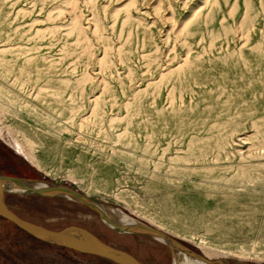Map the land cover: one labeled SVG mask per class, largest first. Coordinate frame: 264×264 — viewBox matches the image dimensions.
<instances>
[{"label":"rangeland","instance_id":"obj_1","mask_svg":"<svg viewBox=\"0 0 264 264\" xmlns=\"http://www.w3.org/2000/svg\"><path fill=\"white\" fill-rule=\"evenodd\" d=\"M210 35L217 37L215 54L227 58L215 73L228 72L230 80L229 66H237L235 83L213 104L229 106L220 120L239 125L235 135L252 143L256 121L248 109L254 103L245 84L261 83L264 72L240 75L259 62L255 54L264 48V0H0V45L10 48L3 59L11 69L6 75L0 69V88L15 100L0 97V176L64 187L116 208L210 264H264V185L258 182L264 180V154L240 160L229 150L226 170L182 173L172 184L176 189L150 177L152 62L163 66L182 61L188 48L206 50ZM174 78L173 91L162 82L156 92L160 103L174 96L177 108L183 91ZM242 94L245 104L238 100ZM218 108L207 124L221 122ZM188 110L185 121L193 116ZM201 121L190 119L188 133ZM170 142L168 151L165 143L157 149L160 166L202 168L178 160L184 156L180 145L173 137ZM243 164L259 166L258 172H243ZM229 174L246 183H210ZM2 198L28 223L52 231L79 227L140 264H173L166 245L119 231L71 199L9 186L2 187ZM173 254L178 264L191 260ZM101 260L39 242L0 219V264H111Z\"/></svg>","mask_w":264,"mask_h":264},{"label":"bare ground","instance_id":"obj_2","mask_svg":"<svg viewBox=\"0 0 264 264\" xmlns=\"http://www.w3.org/2000/svg\"><path fill=\"white\" fill-rule=\"evenodd\" d=\"M143 15L144 14L140 12L139 16ZM216 39L217 37L210 35L209 41L211 43V46L209 45V48H207L206 50L200 49L199 51H197V53H194V48H188L183 55L184 59L182 61L180 60L176 62L175 60H173L171 62L165 63L163 66L159 65L156 60H153L152 62L153 70L151 69L152 74L150 78V84H148V86L154 87V96L151 101V105L153 106V116L155 117V121L153 122L151 130L153 141L148 148L152 156L149 169L150 177L152 179L156 178L158 180L162 178L167 186L174 187L175 189L177 188V186H173L172 184H175L176 182H180L182 180L179 176L182 173L197 174L198 172H205V174L209 175L212 174L215 170H226L227 166H224V162L228 160V157L230 155L229 150L237 155L240 160L253 158L255 159L259 156L261 158L262 154H264V79L261 83L255 81L251 82L253 81L251 79L253 77H249V82L251 83L245 84V86L249 89L251 96L253 97V101L251 102L254 103V108L252 107L248 109L249 114L254 117L253 121H256L255 124H252V127H255L256 129L253 136L255 141L250 143L249 141H252V139L247 138L245 134L235 135V132L237 131L235 129L236 127H239V125L236 126L235 124H232V122L228 121V118H225L226 120L224 121L220 120L222 112L228 111L229 106L221 109L220 107L218 108L213 104L215 101L220 99V97L225 93V90L228 86H231L235 83L234 79L236 76L237 67L234 65L229 66V69L234 70V74L232 75L233 79L230 80H226L228 78V72L215 73L216 68L221 69V65L219 64V62H226L227 59L226 57H224V59L223 56H218L215 54L216 47L215 49H213V43ZM262 43H264V39H262ZM9 53L10 48H8V46H6L3 42V44L0 45V69L4 70L5 75L11 72V69L8 68L5 63V59H3V56ZM255 58H260L259 62H257L256 65L252 68L246 66V68L244 69V73L242 72L243 74L240 75L241 78H243L245 74L254 76L258 75V72H264V48L259 53L255 54ZM233 59H236V57L233 56ZM187 65H189L187 69L188 71L185 72L184 69ZM171 77L178 78L177 87H179V89L183 91L182 96L179 98L180 105L177 106V108L174 106V103L170 102L173 101L172 98H174V96H170L168 101H166L168 99L166 98L164 103H160V101H157L158 95L156 92V87L158 84L162 82H164L166 85L170 84L171 90L173 91L175 78L173 81H170ZM222 82L226 84H222ZM212 86H216V88H218V91L213 93V90H206L207 88H210ZM196 96H200V98H197V100H195ZM0 97L10 102H15V100L11 99L10 95L2 88H0ZM238 97L239 102H242L243 104L246 103L244 100V95H239ZM191 100L195 101L196 104L202 103L203 106L197 108V105H195L188 110L187 107H190V105L186 106V104ZM232 103L233 100H231L230 106L234 108L235 112L238 110V106H235ZM167 107L170 108V111H166L168 109ZM214 108H218L217 110L219 111V113L215 118H218L221 122L214 121V123L207 124L206 122L211 114V111L214 110ZM186 109L188 111H193V116L192 118H190L192 121L194 119H202L200 125L195 130L196 132H194L193 134L188 133V128L191 126V123L190 119L185 121V118L187 116L185 114L187 113ZM245 111L247 112V110ZM176 113L180 114V116L178 117ZM202 114H204L205 116H202ZM258 121L259 124H256ZM174 129H176L177 133L171 134V131ZM241 136L245 137L241 138ZM172 137L180 145V147L177 148V151L182 152L184 155L180 158L178 156V160H182L186 164H191L195 167H202L201 169L188 167L173 168L172 166H166L163 168L162 166H160V164L155 159L156 153L158 152L157 149L160 144L163 145L165 143L163 153L168 151V148L171 145L170 141L172 140ZM35 164L36 167H39L37 162H35ZM249 167L254 168V171L258 172L259 166L246 167L243 164L241 168L244 169L243 172H246V169H248ZM211 179H213V181L210 182L211 184H215L218 181H226L229 184H234L237 182L243 184L246 183L244 181L245 178L242 175L240 176V178H237L236 175L233 174L224 176L220 175L216 176V178L212 177ZM237 179H241V181H237ZM258 182L264 185V180H262L261 178H259ZM8 184L13 186L18 185L37 189V191L41 193L59 194L61 198L70 199L69 195L62 191L60 186L49 185L43 182H35L31 184L24 181L19 183L10 182ZM83 197L88 198L84 195ZM95 208L100 213L99 215L101 216V219L103 221H106L110 226L118 228L125 232L138 230L134 221L126 219L116 210L99 205ZM154 229L162 233L159 229ZM203 259L205 260V258ZM173 264H178L176 259L173 260ZM186 264L210 263L206 260L203 261L198 258H191V260Z\"/></svg>","mask_w":264,"mask_h":264},{"label":"water","instance_id":"obj_3","mask_svg":"<svg viewBox=\"0 0 264 264\" xmlns=\"http://www.w3.org/2000/svg\"><path fill=\"white\" fill-rule=\"evenodd\" d=\"M29 182V183H35L38 181H29V180H23L18 178H10V177H3L0 176V219L6 220L9 223H11L15 228H17L19 231L25 233L29 237L42 242L44 244L56 246L59 248H64L67 250H70L72 252L81 254V255H87L92 256L96 258H100L102 260H105L111 264H140L133 256L129 255L125 251L116 249L114 247H111L107 244L102 243L99 241L94 235H92L90 232L79 228L75 226H68L65 227L59 231H52L45 229L43 227L28 223L26 221L21 220L16 215H14L11 211L8 210V208L5 206L2 198V187L3 186H9L15 189L25 190L29 191L35 194L39 195H50V196H59V194H47V193H41L37 191V189H32L29 187H23L18 185H10L8 183L10 182ZM2 183V184H1ZM5 183V184H3ZM45 183V182H43ZM48 184V183H47ZM51 185V184H49ZM58 188V187H57ZM62 191L67 193L69 195L70 199L73 201H76L85 207L91 209L93 212L97 214V216L101 219L100 213L98 210H96V206H105L93 199L85 198L83 195L77 194L69 189H66L64 187H60ZM106 208H111L119 212V214H122L123 217L130 221H134L136 224V227L138 228L137 231L132 232H138L142 233L148 236L153 237L157 241L161 242L162 244L166 245L169 251L172 255V262L175 259L173 251H178L183 254H186L190 256L191 258H198L203 261H205L201 256L193 253L192 251L186 249L185 247L181 246L180 244L176 243L166 235L156 231L153 228H150L137 220H134L126 215H124L120 210L116 208H112L109 206H105ZM121 212V213H120ZM102 220V219H101ZM107 223L106 221H104ZM108 224V223H107ZM109 225V224H108ZM110 226V225H109ZM112 227V226H111ZM115 228V227H113ZM119 231H122L118 228H115ZM125 232V231H122ZM173 244V245H172Z\"/></svg>","mask_w":264,"mask_h":264},{"label":"trees","instance_id":"obj_4","mask_svg":"<svg viewBox=\"0 0 264 264\" xmlns=\"http://www.w3.org/2000/svg\"><path fill=\"white\" fill-rule=\"evenodd\" d=\"M101 261H103V262H105V263H108V262H106V261H104V260H101Z\"/></svg>","mask_w":264,"mask_h":264}]
</instances>
